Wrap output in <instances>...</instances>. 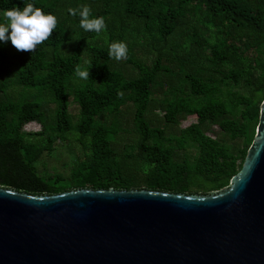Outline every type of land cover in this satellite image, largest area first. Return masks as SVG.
I'll list each match as a JSON object with an SVG mask.
<instances>
[{
	"label": "trees",
	"instance_id": "1",
	"mask_svg": "<svg viewBox=\"0 0 264 264\" xmlns=\"http://www.w3.org/2000/svg\"><path fill=\"white\" fill-rule=\"evenodd\" d=\"M28 3L57 24L32 52L0 46V187L207 196L230 186L264 101V0H0V23ZM82 5L104 17L100 33L68 14ZM114 42L126 59L109 55ZM32 122L41 131L24 132ZM64 147L75 150L69 173L42 174V158Z\"/></svg>",
	"mask_w": 264,
	"mask_h": 264
},
{
	"label": "water",
	"instance_id": "2",
	"mask_svg": "<svg viewBox=\"0 0 264 264\" xmlns=\"http://www.w3.org/2000/svg\"><path fill=\"white\" fill-rule=\"evenodd\" d=\"M0 264H264V101L241 170L216 194L0 187Z\"/></svg>",
	"mask_w": 264,
	"mask_h": 264
},
{
	"label": "clouds",
	"instance_id": "3",
	"mask_svg": "<svg viewBox=\"0 0 264 264\" xmlns=\"http://www.w3.org/2000/svg\"><path fill=\"white\" fill-rule=\"evenodd\" d=\"M69 15H79L80 27L86 31L100 33L105 28L103 16L92 15V10L86 5L77 8H68ZM57 19L51 13L28 3L22 9L12 8L4 11V22L0 23V46L9 42L18 51L32 52L37 45L47 40L56 27ZM127 45L123 42H114L109 45V55L116 60L127 58ZM77 75L88 79L89 71L76 69Z\"/></svg>",
	"mask_w": 264,
	"mask_h": 264
},
{
	"label": "rangeland",
	"instance_id": "4",
	"mask_svg": "<svg viewBox=\"0 0 264 264\" xmlns=\"http://www.w3.org/2000/svg\"><path fill=\"white\" fill-rule=\"evenodd\" d=\"M70 113L75 115L77 113V107L70 104ZM196 123L195 118H188L181 124L182 128H186L191 124ZM23 131L26 133H34L41 131V126L39 123H29L23 127ZM219 133V128L214 126L208 132V135L216 137ZM74 151L68 147L59 148L50 156H44L42 160L38 163V169L42 174H55V173H69V170L75 163Z\"/></svg>",
	"mask_w": 264,
	"mask_h": 264
}]
</instances>
